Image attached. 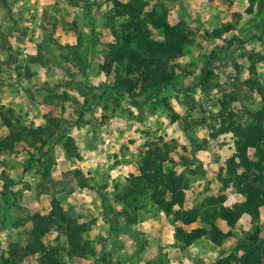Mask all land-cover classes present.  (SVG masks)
Masks as SVG:
<instances>
[{
    "label": "rangeland",
    "instance_id": "374dc122",
    "mask_svg": "<svg viewBox=\"0 0 264 264\" xmlns=\"http://www.w3.org/2000/svg\"><path fill=\"white\" fill-rule=\"evenodd\" d=\"M141 1L144 11L156 4L160 12L167 11L170 24H184L191 43L179 57L160 59L173 66L170 83L146 90L137 85L127 93L119 84L125 72L107 57L113 30L118 32L125 19L112 0H0V111L23 124H44L48 113L62 118L80 154L68 157L61 142L48 152L45 164L23 143L15 153L0 152V264L13 242L21 247L22 264H39L44 247L60 249L63 264H94L101 255L112 264H214L219 248L230 251L248 231L240 228L218 249L210 243L205 248L203 242L194 256L186 254L183 241H175L180 251L167 253L160 241H168L172 231L157 228L172 218L156 209L147 194L138 222L128 223V209L114 194L116 184L138 172L141 152L154 144L170 147L172 160L165 167L184 173L186 194L195 179L201 183L203 174L220 171L213 162L231 134L218 132L219 101L228 100V109L244 122L260 106L245 80L251 77L252 53L255 60L261 57L255 69L263 80L264 0ZM224 23L233 26L213 36ZM149 28L153 38L163 39L161 29ZM7 132L1 124L0 137ZM195 150H201L203 160ZM204 195L200 189L194 198L201 202ZM54 198L83 225L81 235L93 255H68L66 239L55 229L42 238L29 237L28 215L48 213ZM142 221H155V232L139 230ZM260 225L264 240V220Z\"/></svg>",
    "mask_w": 264,
    "mask_h": 264
},
{
    "label": "trees",
    "instance_id": "16d2710c",
    "mask_svg": "<svg viewBox=\"0 0 264 264\" xmlns=\"http://www.w3.org/2000/svg\"><path fill=\"white\" fill-rule=\"evenodd\" d=\"M214 1V0H209ZM229 1V0H224ZM118 15L125 17L117 30H113L114 40L109 44L107 57L109 64L115 62L125 72L119 81L127 93H131L137 85L141 90L156 88L171 82L174 76L173 66H165L160 59L165 55L171 58L179 57L183 47L191 43L188 28L180 21L170 24L167 11H159L154 4L150 10L144 11L141 0H112ZM250 4L254 0H249ZM149 25L162 30L163 39L152 37ZM231 23H224L212 31L219 37L232 28ZM33 60L36 57L31 55ZM251 61L249 73L251 77L245 80L249 90L259 96L260 106L250 113L247 121H241L234 110L228 109V100L219 101L220 109L217 117L220 120L219 133L230 132L233 136L234 153L226 163L225 176H219L223 184L232 183L237 192L245 196V200L231 207L222 204V196L205 197L201 204L192 208H183L185 189L188 181L183 172H177L173 167L166 168L165 163L171 162L170 147L167 143L152 145L143 150L137 163V173L130 174L125 183L115 185L114 200L128 209L126 221L137 223L138 210L143 206L145 196L159 211L171 215L172 221L190 224L199 220L208 227L200 226L186 231L178 226L174 232L178 241L188 245L191 238L206 236L211 242L220 246L235 234L237 220L243 213L251 215V228L241 239L234 243L236 247L230 251L220 250L214 264H260L264 262V240L259 238L261 225L259 223V205L264 202V75L258 78L254 54H249ZM138 73L136 79L130 77ZM233 100V99H232ZM47 101V100H46ZM171 110V109H170ZM12 113V110L10 109ZM63 119L48 114L43 125L23 124L19 119H13L0 111V125L8 129L7 134L0 137V152L15 153L21 143L34 148L45 164L51 155L55 143H60L68 157L80 156L74 138L66 134L67 128L62 125ZM252 148V153L249 149ZM34 156V153H30ZM48 168L45 167V173ZM87 186V183L82 185ZM177 206V208H175ZM224 219L231 228L221 231L215 220ZM32 223L28 230L29 237L42 238L52 230H58L66 239L68 255L85 257L93 255L94 250L82 237L83 225L76 223L72 216L64 211L58 199L54 198L48 213L35 212L28 215ZM237 252H240L238 254ZM5 264H22L21 247L10 243L8 255L1 257ZM101 264H112L110 258L98 256L95 259ZM39 264H63L61 250L57 247H44L38 256ZM119 264V263H117Z\"/></svg>",
    "mask_w": 264,
    "mask_h": 264
},
{
    "label": "crops",
    "instance_id": "0c3cea01",
    "mask_svg": "<svg viewBox=\"0 0 264 264\" xmlns=\"http://www.w3.org/2000/svg\"><path fill=\"white\" fill-rule=\"evenodd\" d=\"M120 1H122V0H120ZM126 1H122V2H126ZM74 44H76V43H74ZM53 116H55V115H53ZM45 117L43 119L44 121H45ZM41 124H43V123H41ZM41 124H38V125H41ZM227 133H230V132H224V133H219V134L220 135H227ZM230 136H231L229 138L230 143H225V144H223V148L218 149L219 157H217V159H214V162H213V163L219 165L220 171L215 172V171L211 170V176H209V177H207V174H203L204 178L201 180V183L198 181V179H195L194 186L191 187L192 191H191L190 195L185 193V202H184L183 208L188 209V208H192L193 206H198L201 204V202H199V200H200L199 196L197 198H194V196L200 195V189H202L203 194H205V195L207 194V196H214V197L222 196V198H223L222 204L224 206H228V207H231L233 204L240 203L243 200H245V196L243 194L237 192V190L235 189V187L233 186L232 183L223 184V182L219 178V176H222V177L225 176L226 163L232 157V155L235 151L233 136H232V134ZM251 150H253V149L250 148L249 153H251ZM200 151L201 150H195L194 154L197 158H199V160H203V155L201 154ZM179 164L183 165L182 166L183 168L185 167L183 163H179ZM177 172H182V171H177ZM175 208H177V206ZM168 216L171 217V215H168ZM263 220H264V202L259 205V223H261ZM215 222H216L218 228L223 232H226L229 229H231L227 225L226 221L220 217H217ZM140 223L142 225L139 227V230H142L144 232H147V231L155 232L156 229L152 226V224H155V221L154 222L142 221ZM251 225H252L251 224V215L248 213H243L240 216V218L237 220L234 231L240 230V228H242L243 230H249L251 228ZM178 226H182L188 232H190L192 229L200 227V226H204L206 228L208 227L207 224L201 223L199 220L192 222L190 224H183L181 221H172V222H169L167 224L161 223V225L157 228V230H161V228H164L165 230L172 231V234L169 237L168 241H160V244H161L160 247L162 248V246H165L163 248L164 252L169 253L171 250L175 252V250L180 251L182 249L181 245L175 246V241H178V240L175 237L174 232ZM157 234H159V232H157ZM163 242H167L168 245H164L165 243H163ZM203 242L206 243L205 248H210V244L217 249L220 247V246L214 244L213 242H211L206 236H201L198 238H191L190 242L187 245L188 250H186L187 251L186 254L189 253L191 255V252H193V256H194L195 253H198L201 250L199 245L200 244L203 245ZM218 250H222V249L219 248ZM225 251L228 252V249H225ZM217 255H218V251L216 253V257H217Z\"/></svg>",
    "mask_w": 264,
    "mask_h": 264
}]
</instances>
